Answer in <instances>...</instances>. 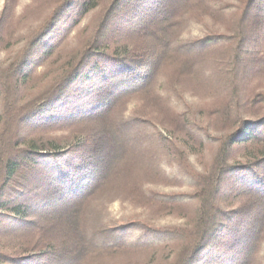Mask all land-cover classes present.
Here are the masks:
<instances>
[{"label":"trees","instance_id":"trees-1","mask_svg":"<svg viewBox=\"0 0 264 264\" xmlns=\"http://www.w3.org/2000/svg\"><path fill=\"white\" fill-rule=\"evenodd\" d=\"M97 1L57 0L0 63V264H264V89H252L264 75V0ZM92 12L76 59L25 98L28 75ZM187 78L224 88L204 167L179 140L161 151L165 139L141 127L148 118L128 111ZM181 180L180 193L152 186ZM116 201L185 221L119 222Z\"/></svg>","mask_w":264,"mask_h":264},{"label":"rangeland","instance_id":"rangeland-1","mask_svg":"<svg viewBox=\"0 0 264 264\" xmlns=\"http://www.w3.org/2000/svg\"><path fill=\"white\" fill-rule=\"evenodd\" d=\"M96 1V0H95ZM110 0H98L99 9H103ZM233 3L235 0H229ZM57 0H0V63L7 65L18 49L27 40L32 30L48 16ZM96 14L93 12L86 16L81 23L68 35L57 49L55 55L43 65L37 66L27 77L26 91L24 97L28 98L60 76L69 65L76 59L78 49L89 37L92 31ZM210 22H193L189 25L187 35H198L206 24ZM223 30V27L220 28ZM222 32V31H221ZM224 42V43H223ZM214 52H222L225 40L220 39L215 43ZM223 49V50H221ZM218 55V54H217ZM253 91L264 89V75L255 79L252 85ZM172 94L161 93L160 98L153 102L143 104L130 103L128 111L133 116L140 118H150L148 114H154L156 119L141 123L144 133L158 140L165 139V144L159 146L161 151L168 154L169 144L173 140H179L186 146L187 152L197 167H204V163L214 151V144L205 128L209 126L210 110L220 100L224 88L219 83L217 85L202 86L194 78H187L184 84L179 85L176 90H167ZM1 94V93H0ZM1 119V109H0ZM209 128V127H208ZM185 129L183 133L182 130ZM208 131L213 132L211 128ZM69 142H63L61 147H66ZM238 154L234 159H239ZM169 156V155H165ZM176 159V158H175ZM174 163L168 160L162 171L169 173L170 165ZM175 166V165H174ZM182 181V180H181ZM168 182V184H153V188L162 194H174L182 192L187 185L184 181ZM167 183V182H166ZM108 211L117 220H128L133 214H137L152 223L168 224L185 221V212H161L155 206L136 207L128 201H116L110 204ZM122 221V220H121ZM132 228L135 232L138 230Z\"/></svg>","mask_w":264,"mask_h":264}]
</instances>
